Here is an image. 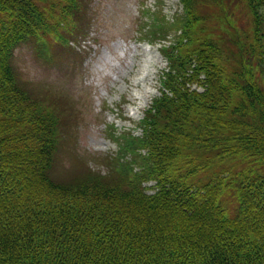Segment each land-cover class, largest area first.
I'll list each match as a JSON object with an SVG mask.
<instances>
[{"label": "trees", "instance_id": "16d2710c", "mask_svg": "<svg viewBox=\"0 0 264 264\" xmlns=\"http://www.w3.org/2000/svg\"><path fill=\"white\" fill-rule=\"evenodd\" d=\"M60 1L0 0V264H264V0H241L251 29L231 26V75L223 44L195 25L203 15L218 26L228 2L182 0L179 53L163 49L173 64L142 136H124L104 174L70 178L55 174L63 111L13 66L30 39L41 62H57L45 38L66 47L83 13L81 0ZM208 3L215 13L199 14Z\"/></svg>", "mask_w": 264, "mask_h": 264}, {"label": "rangeland", "instance_id": "374dc122", "mask_svg": "<svg viewBox=\"0 0 264 264\" xmlns=\"http://www.w3.org/2000/svg\"><path fill=\"white\" fill-rule=\"evenodd\" d=\"M215 1L224 10V0H196V3L201 6ZM226 1L231 17L229 10V15L221 12L217 20L219 28L203 15L195 25L204 24L203 35L223 44L226 56L223 65L228 72L235 56L226 55L234 50L231 26L236 25L242 31L250 30L251 26L242 1ZM81 4L83 13L74 21L75 33L67 48L54 37L45 38L50 54L57 52V62L52 57L47 63L41 62L38 39H30L27 45L17 48L13 58L14 68L28 81L34 95L51 100L64 113L66 135L61 140L55 174L65 178L87 168L104 174L112 167L107 163L108 157L125 154L129 140L124 136H142L144 114L162 89L163 72L173 64L163 49L172 45L167 49L170 51L177 46L185 16L181 0H86L85 22V0ZM63 5L57 0L58 8ZM49 9L56 11L57 7L49 6L46 10ZM202 10L205 15L215 13L210 4L199 14ZM172 19L179 20L176 24L179 28L168 27L167 22ZM195 30L199 34V29ZM178 53L177 48L170 51L171 56ZM188 86L199 93L204 90L196 83ZM143 185L149 189L146 193L151 194L155 182Z\"/></svg>", "mask_w": 264, "mask_h": 264}]
</instances>
